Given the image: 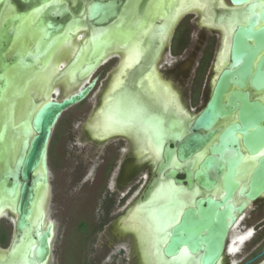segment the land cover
<instances>
[{"label":"flooded vegetation","instance_id":"af4514ba","mask_svg":"<svg viewBox=\"0 0 264 264\" xmlns=\"http://www.w3.org/2000/svg\"><path fill=\"white\" fill-rule=\"evenodd\" d=\"M55 21H59L61 27L54 28L47 36V23ZM250 23L255 32L264 29V0H0V55L3 57L0 74L11 79L7 87L9 90L0 100V134H3L0 178L7 172L8 164L13 166L20 154L25 118L31 115L35 99H42L40 102H43L52 97L73 94L92 84L88 95L65 110L57 123L60 125L61 120L69 116L63 136H79L80 182L85 185L91 180L94 184L92 187L85 186L84 192L94 198L90 201L97 203L98 217L93 222L90 219L82 221V231L99 234L117 229L123 234L134 235L136 246H140L135 231L128 225L129 218L139 205L148 204L149 198L159 193L160 186H163L161 190L169 188L167 182L171 177L167 176V172L171 169L184 180L174 190L180 208L173 212L182 213L183 208L196 206L200 196L211 195L220 199L226 194L223 185L230 170L229 162L237 158V152L241 158L234 167V178L240 183L251 178L264 156V140L255 151L249 149L246 134L255 133L257 127L254 124L244 127L242 120L243 94L249 101L264 106V79L258 81L253 78L264 57V33L244 34ZM138 33L143 38L140 62L126 74V49ZM95 39L106 42L100 50L94 49ZM244 44L247 47L243 50ZM253 49L252 67L240 74L239 69L245 59L243 54L236 53ZM28 55L33 57L29 63ZM114 58H118V66L111 71L113 69L109 68V64ZM94 59L99 60L92 65ZM224 70L230 73L221 79ZM151 71L155 78H159V92L152 89L146 77ZM49 72L53 75L48 83L51 89L47 96L50 97L35 98V79ZM108 74V79H105ZM122 78L126 80L121 85L118 81ZM219 82L224 84L221 90L225 107L223 113H219L207 126L196 125L198 117L214 99ZM112 87H116L115 90ZM19 91L22 94H18ZM155 92L161 93L159 99L155 97ZM168 96L174 104L169 103ZM135 98L150 106L140 113L143 124L152 121L148 137L142 139L134 127L135 130L127 132L106 133L100 123L114 105L122 99L132 102ZM77 121L78 125H73ZM259 122V126L264 127V117ZM96 124L100 125L97 127ZM6 128H11L9 133ZM227 128H233V133L223 137L227 144L223 151H219L221 136ZM195 132L205 136L204 141L180 156L178 150L181 145ZM12 134L16 143L7 163L4 147L7 136ZM167 145L173 148L170 156L165 153ZM208 156L217 158V163L208 169L214 184L205 189L195 173ZM160 166L161 172L158 170ZM187 171L192 172L191 182L185 180ZM6 197L0 192V264H28L23 252H28L32 245H23L27 233L17 229V214L10 210L13 206ZM242 198L245 197L237 192L234 199L238 201ZM263 198L251 203L239 215L238 222L252 206L251 211L261 217V222ZM168 205L165 204V207ZM34 218L35 208L31 218L33 228ZM248 230L245 227L235 236L243 235L246 241L258 233L259 238L264 239V224L257 226L256 232L250 229L253 232L249 236L246 235ZM235 236H229L227 248ZM263 254L264 248L235 264H264ZM224 261L225 264L234 263L227 260V256Z\"/></svg>","mask_w":264,"mask_h":264},{"label":"water","instance_id":"95a60500","mask_svg":"<svg viewBox=\"0 0 264 264\" xmlns=\"http://www.w3.org/2000/svg\"><path fill=\"white\" fill-rule=\"evenodd\" d=\"M23 1L37 2L38 0ZM233 1L244 2L250 0ZM47 25L49 28L47 36L54 28L61 27L59 21L48 22ZM254 32L251 23L244 29V34H253ZM262 32L264 33V29L260 30V32H255V34L261 35ZM105 43L102 40L95 39L94 49L100 50ZM242 46L243 50L247 47L246 44ZM254 53V49L250 52L246 50V52L236 53L239 55L243 54L245 59L244 64L239 69L240 74L248 72L252 67L251 59ZM2 59L3 57L0 55V60ZM32 60L33 57L28 55L27 63ZM98 60L94 59L92 65H95ZM229 73L228 70H224L221 79L229 75ZM253 78L258 81L264 79V57L259 62L258 70L254 73ZM7 87L9 85L6 83V76H1L0 74V100L6 92ZM223 87L224 84L219 82L214 99L208 103L205 110L198 117L196 125L207 126L213 123L219 113H223V109L225 108L221 100V90ZM91 88L92 84L73 94L52 97L43 102H40L42 99H35V104L30 111L31 115L25 118L24 140L20 148V154L13 166L8 164L7 172L3 173L0 178V192L9 198V203L13 206L10 210L17 214L16 227L19 231L27 233L23 239V245L26 247L32 245L28 252L25 254V251L23 252V256L26 257L28 264H45L51 261L52 256L51 240H53L56 222L49 218L47 205L51 194L48 156L54 129L63 112L82 101L88 95ZM242 98L245 101L243 108L244 115L242 116L244 127H248L251 124L257 127L255 133L246 134V143L249 149L255 151L264 140V127L259 126L260 118L264 117V106L260 103L249 101L245 94L242 95ZM4 126L2 127L3 131ZM233 130V128H227L224 131L221 136L222 147L219 151H223L227 144L223 140V137L232 135ZM2 135L0 134V146L3 140ZM204 139L205 136L197 132L193 133L181 145L178 150L179 155L182 156L185 152H190L195 145H200ZM172 150L173 148L167 145L165 148L166 155L170 156ZM240 158L241 155L237 152V158L229 162L230 170L225 175L226 180L223 185L226 194L220 199H216L211 195L200 196L196 201V206L183 208L182 213H172L171 207L179 210L180 206L178 198L175 197L176 195L170 192V202L166 201V203H163V206H159V210L162 209L158 214L163 217L161 218L163 231H161V235L159 236L158 244L154 246V252L158 254L159 258L158 264H181L179 259L182 256H186V264H224V259L227 256L228 238L238 222L239 215L251 203L262 199L264 196V156L260 160L262 163L254 170L251 178L244 183H240L234 178V167ZM215 163H217V158L208 156L195 173V177L205 189H210L214 184V181L209 177L208 169ZM158 170L161 172V166ZM37 171L39 172L36 173ZM167 176L171 177L170 181L167 182V185H170L171 189L169 190L171 191L172 189L177 190L179 184L184 181L178 178L176 171L172 169L167 172ZM192 177V172L187 171L185 180L191 182ZM39 187H43L42 190L46 191L45 198H43L47 199L46 213H41L39 221L35 225L36 227L33 228L31 218L34 208L37 201H42V198H38L39 194L37 190ZM161 187L163 186H160L158 192H160ZM189 187H191V184H189ZM237 192L245 198L238 201L234 199ZM153 197L149 198L150 202L153 201ZM165 204L168 207H165ZM31 229L32 232H30ZM139 248L140 246L137 247V251L139 256H141ZM140 264L145 263L140 260Z\"/></svg>","mask_w":264,"mask_h":264},{"label":"rangeland","instance_id":"374dc122","mask_svg":"<svg viewBox=\"0 0 264 264\" xmlns=\"http://www.w3.org/2000/svg\"><path fill=\"white\" fill-rule=\"evenodd\" d=\"M117 59L111 60L109 64V68L113 69L111 71L118 66ZM108 76L109 74L105 76V79H108ZM9 82V76H6L7 85ZM76 116L78 117V114ZM68 119L69 116H65L60 125H56L49 146L51 194L47 211L49 218L56 222V235L52 245L50 264H140L134 235L123 234L117 229H110L109 232L104 231L99 234L80 229L82 221L96 220L98 207L96 208L97 203L89 200L94 198L88 197L84 192L85 186L92 187L94 184L91 180L85 185L80 182L79 136H63L64 127L69 122ZM73 125H78V121ZM10 130L11 128H8V133ZM7 138L4 153L8 163L10 151L16 142L13 135H8ZM159 193L155 195L156 198L159 197ZM262 203L264 207V198ZM252 209L253 206L245 212L242 221H239L233 228L230 238L240 234V230L245 227L256 232V227L264 224V214L260 222L261 217L253 213ZM171 210L173 213L174 208L171 207ZM134 234L137 237L136 232ZM255 235L254 238L246 240L237 252H231L227 248V260L235 264L239 259L251 257L256 251L263 249L264 239L259 238L258 233Z\"/></svg>","mask_w":264,"mask_h":264},{"label":"bare ground","instance_id":"6f19581e","mask_svg":"<svg viewBox=\"0 0 264 264\" xmlns=\"http://www.w3.org/2000/svg\"><path fill=\"white\" fill-rule=\"evenodd\" d=\"M48 2V1H47ZM44 4V3H43ZM8 7V6H7ZM43 8V7H42ZM39 9V8H38ZM5 10V9H4ZM14 10V9H13ZM12 11V10H11ZM10 11V13H12ZM37 11V10H36ZM42 11V10H41ZM40 11V12H41ZM185 12V11H184ZM5 13V12H4ZM9 13V14H10ZM8 14V13H7ZM6 13H5V16L7 15ZM36 14H37V12H36ZM40 14V13H39ZM8 16V15H7ZM35 17V16H34ZM6 18V17H5ZM4 19V18H3ZM36 20V19H35ZM32 21H33V19H32ZM160 21V20H159ZM89 22V21H88ZM81 28V27H80ZM76 31H77V29H76ZM38 32V31H37ZM82 33V32H81ZM84 33H85V31H84ZM141 33H138L136 36H134V38H133V40L130 42V46H129V48H127L126 50H128V51H126L127 52V54H126V57H125V67H124V70H125V72H126V74H128V72H129V69L130 68H132L134 65H136L137 63H139L140 62V52H141V49H142V41H143V38H142V35H140ZM86 35V34H85ZM83 36V35H82ZM108 36V35H107ZM56 37V36H55ZM80 37V36H79ZM123 37V36H122ZM84 38V37H83ZM103 38V37H102ZM101 38V39H102ZM107 38V37H106ZM72 39V38H71ZM77 39V38H76ZM104 39V38H103ZM69 40V39H68ZM83 40V39H82ZM108 41V40H107ZM68 42V41H67ZM104 42H105V40H104ZM64 43H65V41H64ZM69 43H70V41H69ZM31 44V43H30ZM68 44V43H67ZM71 44V43H70ZM69 44V45H70ZM78 44V43H77ZM62 45H63V43H62ZM65 45V44H64ZM67 46V45H66ZM62 47V46H61ZM68 47V46H67ZM73 47H75V46H73ZM226 47V46H225ZM28 48V47H27ZM69 48V47H68ZM33 49V48H32ZM114 49V48H113ZM119 49V48H118ZM117 49V50H118ZM122 49H124V48H122ZM72 50H73V48H72ZM74 50H75V48H74ZM58 51V50H57ZM109 51V50H108ZM123 51V50H122ZM12 52V51H11ZM125 52V53H126ZM72 53H73V51H72ZM71 55V54H70ZM82 55V54H81ZM26 56V55H25ZM72 56V55H71ZM48 57V56H47ZM46 57V58H47ZM38 59V58H37ZM36 59V60H37ZM43 59V58H42ZM41 60V59H40ZM55 60V59H54ZM78 62V61H77ZM44 63V62H43ZM53 63V62H52ZM45 69H47V68H45ZM58 69V68H57ZM52 70V69H51ZM72 70V69H71ZM49 71V70H48ZM58 71H59V69H58ZM153 71H155V70H153ZM52 72V71H51ZM51 72H49L48 74H40L36 79H35V98H37V97H39V98H41V97H43V96H47V95H49V89H51L50 88V86L48 87V83H49V81H50V76H53L52 74H50ZM21 73V72H20ZM46 73V72H45ZM52 73H55V72H52ZM67 73V72H66ZM65 73V74H66ZM154 73V72H153ZM152 73V71L150 72V73H148L147 74V79H148V82H149V84H150V86L152 87V89L153 90H156V91H160V88H161V84H160V81L158 80L159 78H158V76H157V74H156V76H157V78H155V76H154V74ZM13 74V73H12ZM73 74V73H72ZM32 75V74H31ZM29 76V77H32V76ZM59 75V74H58ZM55 77V76H54ZM60 77H61V75H60ZM126 77V76H125ZM10 78H12V76L10 75ZM58 78V77H57ZM119 79V78H118ZM11 80V79H10ZM53 80H56V79H53ZM126 79L125 78H122L121 80H119L118 82H121V85H122V83L125 81ZM128 80V79H127ZM38 81H40V84H38ZM36 82H37V84L38 85H36ZM67 82V81H66ZM161 82H163V81H161ZM54 83V82H53ZM53 83H51V85L53 84ZM33 84V83H32ZM31 85V84H30ZM115 85V84H114ZM113 85V86H114ZM117 85H119V84H117ZM116 86V85H115ZM168 86V85H167ZM118 87V86H117ZM120 87V86H119ZM121 87H123V86H121ZM13 88H14V86H13ZM12 88V89H13ZM29 88V87H28ZM113 88V87H112ZM116 88V87H115ZM115 88H113L114 90H115ZM16 89H18V88H15V90ZM169 89V88H168ZM9 90V89H8ZM7 90V91H8ZM25 90V89H24ZM114 90H113V92H114ZM6 91V92H7ZM13 91V90H12ZM26 91V90H25ZM122 91V90H121ZM128 91V90H127ZM169 91H170V89H169ZM15 92V91H14ZM17 92V91H16ZM15 92V93H16ZM29 92V91H28ZM32 91H30V95L32 94L31 93ZM52 92V91H51ZM120 92V91H119ZM123 92H125V89H124V91ZM7 94V93H6ZM11 94H12V92H11ZM18 94H22V93H20V91L18 92ZM109 94V93H108ZM115 94V93H114ZM126 94V93H125ZM118 95H119V93H118ZM124 95V93H122V96ZM154 95H156L155 97L156 98H160V96L159 95H161V93H157V92H155V94ZM168 95H169V93H168ZM15 96V95H14ZM110 96V95H109ZM114 96V95H113ZM122 96H121V98H122ZM127 96H128V92H127ZM175 96V95H174ZM33 97H34V95H33ZM48 97V96H47ZM47 97H45V98H47ZM50 97V96H49ZM48 97V98H49ZM171 97V96H170ZM169 96L167 97V98H169V100L170 99H172V98H170ZM8 98H10V96H8ZM15 98V97H14ZM113 98V97H112ZM127 98V97H126ZM129 98H130V96H129ZM129 98H127V99H129ZM139 98V97H138ZM175 98H176V96H175ZM24 99H25V97H24ZM174 99V98H173ZM110 100V99H109ZM112 100V99H111ZM110 100V101H111ZM114 100V99H113ZM118 100H120V99H118ZM117 100V101H118ZM176 100V99H175ZM175 100H174V102H175ZM29 101H31L30 99H29ZM27 102V100H26V102L28 103V104H30V102ZM105 101V100H104ZM177 101V100H176ZM25 102V101H24ZM23 102V103H24ZM142 104H141V103ZM173 103L172 102V100H170L169 101V103ZM26 103V104H27ZM110 103V102H109ZM113 103V102H112ZM111 103V104H112ZM10 104V103H9ZM9 104H8V106H9ZM32 104V103H31ZM106 104V103H105ZM174 104V103H173ZM114 105V104H113ZM170 105V104H169ZM23 106H26L27 107V105H24L23 104ZM29 106V105H28ZM30 107V106H29ZM28 107V108H29ZM107 107V106H106ZM150 106L148 105V104H145L143 101H141V99H137V98H135L134 100H132V102H129V101H127L126 99L125 100H120L119 102H117V104L116 105H114V107L110 110V112H109V114L107 115V117L100 123L101 124V127L104 129V131L106 132V133H112L113 134V132L115 133V132H119V131H122V132H124V131H128V130H131V129H133V127L136 129V134H140L143 138L142 139H144L145 140V138L146 137H148V133H150L149 132V129H150V127H151V125H153L151 122L152 121H149V123L148 124H143V119L141 118V116H140V113H141V111L143 110V109H147V108H149ZM9 108H10V106H9ZM19 108V107H18ZM27 108V109H28ZM19 109H21V105H20V108ZM23 109H25L24 107H23ZM35 109H36V106H35ZM174 109V108H173ZM177 109V108H176ZM4 110V109H3ZM3 110H1V111H3ZM109 110V109H108ZM17 111H18V109H17ZM20 111V110H19ZM23 112H25V110H22ZM104 111V110H103ZM21 112V111H20ZM27 112V111H26ZM148 112V111H147ZM18 113V112H17ZM22 114V113H21ZM143 114H144V112H143ZM19 115H20V113H19ZM25 115V114H24ZM144 116V115H143ZM20 117H22V116H20ZM29 117V116H28ZM103 117V116H102ZM1 118V117H0ZM27 118V117H26ZM104 118V117H103ZM99 121V120H98ZM1 122V121H0ZM97 123H99V122H97ZM100 124H98V125H100ZM20 125V124H19ZM18 125V126H19ZM98 125L96 124V126L98 127ZM95 126V127H96ZM16 128V127H15ZM14 128V129H15ZM6 129H8V128H6ZM135 129H133V130H135ZM132 130V131H133ZM140 130V131H139ZM102 131V130H101ZM104 132V133H105ZM21 133V132H20ZM131 133V132H130ZM8 133H6V135H7ZM23 134V133H22ZM13 135V134H12ZM106 136V135H105ZM151 136V135H150ZM151 138V137H150ZM139 139V138H138ZM137 139V140H138ZM148 139V138H147ZM146 139V140H147ZM24 140V139H23ZM141 140V139H140ZM143 140V141H144ZM17 141V140H16ZM152 141V140H151ZM150 141V142H151ZM4 142V141H3ZM21 143V142H20ZM149 144V143H148ZM152 144H153V142H152ZM148 146V145H147ZM149 147V146H148ZM153 147H154V145H153ZM155 148V147H154ZM151 149V148H150ZM148 150V149H147ZM19 154V153H18ZM6 156V155H5ZM16 157V156H15ZM17 157H18V155H17ZM8 162H9V160H8ZM15 163V162H14ZM10 165H11V163H9ZM3 166V165H2ZM1 166V167H2ZM3 168V167H2ZM40 171V170H39ZM39 171H37L36 173H38ZM42 171V170H41ZM1 172V171H0ZM43 189V187H39V189L37 190L38 191V194H39V197L38 198H42V201L40 200V201H37V203H36V207H35V225L37 224V222L39 221V218H40V216H41V213L43 212H45L46 213V205H47V199L45 200V199H43V198H45L44 197V195H45V193H46V191L45 190H42ZM169 189H171L170 187L167 189H165V188H163L162 189V191L159 193V197L158 198H156V197H154L153 198V201H151L150 203L148 202V204H141V205H139L138 207H137V209H136V211L134 212V213H132L131 214V216H130V220L128 221V225H132L131 226V228L136 232V234H137V237H138V241H139V243H140V257L139 258H141V261H143L145 264H158L157 263V261H158V254L157 253H155L154 252V246H156L157 244H158V242H159V236L161 235V231H163V228H162V225H161V218H163L161 215H159L158 213L160 212V211H162V209L161 210H159V206L162 204V206H163V203H166V201H169L170 202V200H171V197H170V192H173V193H175V191H174V189H172V191L171 190H169ZM218 192V191H217ZM180 194L178 193V196H179ZM7 198V197H6ZM6 198H5V200H6ZM8 200V199H7ZM45 200V201H44ZM9 201V200H8ZM161 203H160V202ZM8 207V206H7ZM161 207V206H160ZM167 207V206H166ZM134 209V208H133ZM2 211V210H1ZM130 222H131V224H130ZM134 224V225H133ZM36 227V226H35ZM39 228V227H38ZM133 231V232H134ZM249 231V230H248ZM247 231V236H249V235H251L252 234V230H250L249 232ZM38 233H40V232H38ZM53 240H54V237H55V235H56V229L53 231ZM246 233V232H245ZM247 239V238H246ZM53 240H51V245H53ZM245 241V236H235L232 240H231V242H230V244H229V250L232 252V251H234V252H236V251H238L239 249H240V247H241V244L243 243ZM36 244V243H35ZM22 246V245H21ZM22 249V248H21ZM20 249V250H21ZM18 251V250H17ZM22 253V252H21ZM8 255V254H7ZM1 256V255H0ZM4 256V255H3ZM22 257V256H21ZM11 261V260H10ZM179 261H180V263L181 264H186V261H187V258H186V256H182L180 259H179ZM25 262V261H24ZM26 263V262H25ZM13 264V263H12ZM45 264H50V262H47V263H45Z\"/></svg>","mask_w":264,"mask_h":264}]
</instances>
